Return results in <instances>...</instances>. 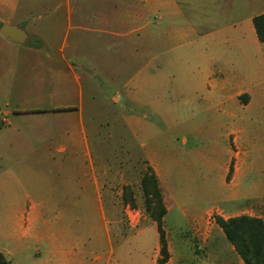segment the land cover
I'll return each instance as SVG.
<instances>
[{
	"label": "rangeland",
	"instance_id": "1",
	"mask_svg": "<svg viewBox=\"0 0 264 264\" xmlns=\"http://www.w3.org/2000/svg\"><path fill=\"white\" fill-rule=\"evenodd\" d=\"M115 10L113 0H0V24L29 35L15 44L0 33V172L37 173L57 189L54 197L67 196L68 170L85 174L91 190L94 173L107 170L112 181L117 174L116 209L94 208L90 191L85 210L57 214L69 212L71 227L84 233L87 264L96 255L97 264H158L157 201L146 200L141 183L152 167L166 209L167 264H240L216 223L230 218L216 209L221 161H211L222 146L235 150L237 135L230 131L228 144L212 124L216 114L186 105L189 86L177 91L156 47L116 38ZM139 71L144 82L131 98L125 85Z\"/></svg>",
	"mask_w": 264,
	"mask_h": 264
},
{
	"label": "crops",
	"instance_id": "2",
	"mask_svg": "<svg viewBox=\"0 0 264 264\" xmlns=\"http://www.w3.org/2000/svg\"><path fill=\"white\" fill-rule=\"evenodd\" d=\"M113 3L116 38L123 34L132 48L140 50L156 47L164 67L161 71L167 74V67L170 68L168 79L176 82L177 91L182 92L183 83L189 86L191 98L186 105L216 114L212 124L224 131L222 137L228 144L230 131L237 135L235 150L230 144L222 146V154L216 153L217 158H211L221 161L218 180L222 207L216 209L226 218L249 216L264 222V43L254 24L257 17L264 15V0H113ZM143 74L139 71L127 81L125 89L129 97L140 92ZM164 77L163 81L167 79ZM250 130L257 131L252 138ZM231 165L232 177L227 182ZM65 174L67 181L62 194L67 196L54 197L57 189L45 177L36 179L37 173L0 172V254L9 261L14 264L89 261L84 233L71 227L69 212L57 213L85 210L90 191L97 195L94 208L116 209L112 187L116 186L117 174L112 181L107 170L94 173L92 190L87 189L85 174L76 175L69 170ZM174 198L176 207L183 210L184 203ZM210 210L194 212L199 211L198 216H202ZM30 249L32 254L28 253ZM102 259L96 255L89 264L101 263ZM108 263L112 264L111 259Z\"/></svg>",
	"mask_w": 264,
	"mask_h": 264
},
{
	"label": "trees",
	"instance_id": "3",
	"mask_svg": "<svg viewBox=\"0 0 264 264\" xmlns=\"http://www.w3.org/2000/svg\"><path fill=\"white\" fill-rule=\"evenodd\" d=\"M254 24L260 41L264 43V15L257 17ZM0 27H2L1 24ZM141 183L146 200L149 203L152 198L157 201L158 211L153 209L152 216L157 225L161 247V258L158 264H167L170 253L163 224L166 209L162 200L160 183L152 167H148ZM216 223L228 242L234 247L243 264H264V222L262 220L249 216H239L228 220L217 218ZM0 264L14 263L0 254Z\"/></svg>",
	"mask_w": 264,
	"mask_h": 264
},
{
	"label": "water",
	"instance_id": "4",
	"mask_svg": "<svg viewBox=\"0 0 264 264\" xmlns=\"http://www.w3.org/2000/svg\"><path fill=\"white\" fill-rule=\"evenodd\" d=\"M1 35L16 44H23L28 41V33L17 25L4 24L0 29Z\"/></svg>",
	"mask_w": 264,
	"mask_h": 264
}]
</instances>
